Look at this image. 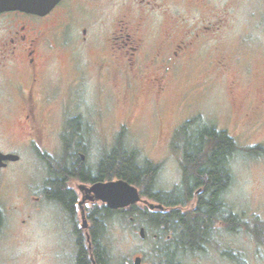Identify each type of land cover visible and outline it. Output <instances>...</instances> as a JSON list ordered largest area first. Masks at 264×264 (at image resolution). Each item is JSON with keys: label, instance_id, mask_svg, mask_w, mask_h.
<instances>
[{"label": "rangeland", "instance_id": "1", "mask_svg": "<svg viewBox=\"0 0 264 264\" xmlns=\"http://www.w3.org/2000/svg\"><path fill=\"white\" fill-rule=\"evenodd\" d=\"M132 1L61 0L57 6L63 13L57 14L56 21L69 24L70 54L82 57L87 53L79 44L83 26L90 28L95 43L102 44L109 32L119 35L118 29L127 25L125 19L129 16L123 18L121 12ZM212 3L214 18L225 24L226 37L219 45L210 43L198 48L206 59L198 57L182 63L180 74L169 76L159 108L145 99L142 89L136 92L134 104L122 106L117 100L119 76L115 73L103 71L99 91L89 80L83 90L70 86L75 91L64 94L68 97L70 119L81 117L84 124L77 130L69 129V156L71 150L75 160L76 156L80 158L77 152L84 153V165L95 169L104 153L121 140L127 149L136 152L139 164L150 162L157 168L155 189L171 192L180 184L178 142L190 132L185 135L175 131L169 143L171 130L199 118L201 124L227 131L237 149L228 163L232 180L223 202L227 213L239 216L241 225L230 230L228 222H213L205 249L194 253L179 250L174 259L179 264H264V247L259 238V233H264V0ZM172 10L174 14L180 11L187 20L182 19V24L206 23L211 16L206 10H188L184 6H172ZM90 54L93 59L95 53ZM208 56L215 57L214 62H209ZM3 94L0 89V98ZM158 109L161 122L155 128L152 119ZM126 120L131 121L128 129L123 124ZM14 135L11 145L20 151L21 160L11 166L9 173L0 172V178L5 176L12 185V189L0 191V264H75V246L68 233L70 218L51 203L34 211L30 196L46 174L33 152L25 146L18 148L24 145L25 134L20 130ZM0 148H5L2 142ZM132 215L113 213L104 221L99 240L111 264H133L137 254H142L141 264H161L159 249L164 247V241L153 237L160 230L140 214L130 221ZM138 222L145 228L144 239L135 225Z\"/></svg>", "mask_w": 264, "mask_h": 264}, {"label": "flooded vegetation", "instance_id": "2", "mask_svg": "<svg viewBox=\"0 0 264 264\" xmlns=\"http://www.w3.org/2000/svg\"><path fill=\"white\" fill-rule=\"evenodd\" d=\"M57 5L45 15L19 10L0 12V89L4 93L0 98V142L5 147L0 148V151L19 157L17 160L1 161L0 172L9 173L12 170L11 166L20 162L21 153L19 151V154L11 144L14 143L12 141L15 138L14 134L21 130L22 134H25V141L24 145L18 148L25 146L27 150L33 152L46 174V178L36 184V191L30 196L34 211L51 203L56 204L62 213L70 218L68 233H71L75 246V264H78L81 249L87 250L89 264H97L93 239L101 236L104 221L110 217L108 215L103 219L102 207L110 211L124 210L129 214L133 213L134 215L129 217L130 221H135L139 214L140 217L146 218L151 226L160 230L159 234H153L154 239L159 238L164 241V247L159 249L161 264H179V261L176 262L174 259V255L179 250L194 253L198 249L196 238L190 241L184 239L183 224L185 223H182L180 215L189 213L190 218L185 220L186 223L196 219L195 211L202 187L183 200L181 198L172 200L170 196L166 197L167 192L158 190L164 194L161 201L146 194L141 195L146 203H137L119 209H110L101 201L93 199V193L87 192L85 188L98 181L111 179L99 180L94 176L101 158L95 169L84 165L85 155L81 152H77L80 163L75 159L70 161L71 119L68 97H64V94H68L69 90L75 91L70 89V86H78L76 89L82 90L87 88V80L95 91H99L102 73L105 71L119 76L120 80H117L119 84L115 89L120 95L117 100L122 102V106L128 107L129 104H134L136 92L142 89L145 92V99L151 101L154 108H159V102L167 89L169 76L173 74L177 77L182 63L192 62L198 57L206 59V56L199 54L198 48L210 43V46L214 43L219 45L223 37H226L225 24L221 19L214 18L212 0H133L130 7L123 8L121 12L123 18L129 14L128 20L125 19L127 25L118 29L119 35L113 36L110 32L106 34L102 44L93 42L90 28L83 26L79 30L82 35L79 44L87 53L82 57H75L70 54L69 24L56 21L57 14L63 13ZM172 6H184L188 10H206L211 16L206 23L199 21L182 24V19L186 22L187 20L180 15V11V14H174ZM91 51L95 53L93 59ZM208 58L209 62H214L215 57L208 56ZM122 113L127 112L122 111ZM153 114L152 120L154 127L157 128L161 122L159 109ZM130 120L123 123L127 129ZM79 121L81 125L84 124L81 117ZM176 130L175 127L171 130L169 143L173 142ZM180 154L179 186L182 185L184 176L183 151ZM81 155L84 159H81ZM81 163L89 171V179L83 180L78 176L70 175L71 165L80 166ZM156 174L157 168L153 177L154 188ZM60 181L61 186L70 190L72 194L69 203L68 200L65 202L52 195L59 187ZM11 186L5 176L0 178L1 192L12 189ZM139 204L141 206H138ZM149 204L161 205V208H150ZM223 209L226 211L225 204ZM149 213L159 215L156 225L149 218ZM21 222L24 223L25 220L22 219ZM217 222L223 225L228 219L222 215ZM2 223L0 212V228ZM212 224L213 221L208 234L201 240L199 246L202 249H205L206 242L211 237ZM135 225L139 226L140 237L146 238L144 226L139 222ZM141 229L143 236L140 233ZM261 245L264 247L263 232ZM141 255L137 254L135 257H140L142 260ZM107 264H111L109 256Z\"/></svg>", "mask_w": 264, "mask_h": 264}, {"label": "trees", "instance_id": "3", "mask_svg": "<svg viewBox=\"0 0 264 264\" xmlns=\"http://www.w3.org/2000/svg\"><path fill=\"white\" fill-rule=\"evenodd\" d=\"M199 121V118H192L185 121L177 129L178 133L183 132L185 135L190 130L187 134L189 136L184 137V140H180V143L178 142L181 151L184 153L182 159L184 169L183 183L174 192H167L166 197L170 196L173 198L172 200L180 198L183 200L187 196L190 197L189 194L193 191L202 187V192L198 195V204L195 211L196 219L186 223L185 220L190 218L189 213L180 215L182 223H185L183 224L184 239L190 241L196 238L197 248L201 249L199 245L203 236L208 234L212 221L217 222L223 215L224 218L228 219L229 229L235 230L238 225H241V219L232 212L227 213L223 209L224 203L222 202V195L232 180L228 163L237 149L235 139L227 131L219 130L214 125L201 124ZM79 125L78 118H73L70 122V127L74 130H77ZM118 141L116 146L104 153L100 159L98 171L94 176H97L99 180L124 179L134 184L139 189L140 195L148 194L157 201H161L164 194L155 190L153 186L155 166L150 162L144 165L139 164L136 152L127 149L121 143V140ZM71 154L70 161L72 162L75 154L73 150H71ZM76 162L80 163V159L77 156ZM74 165H71L69 169L71 176H78L83 180L89 179V171L85 169L82 163L80 166ZM61 183L60 181L59 187L53 191L52 195L62 201L68 200L69 203L72 199V194L70 190L61 186ZM113 213L125 214L128 211H110L107 208H101L103 219ZM158 217L159 215L157 214L149 213V218L155 225ZM261 234L260 232L259 236ZM93 244L96 263L107 264L108 253L98 237L93 239ZM86 251V249H81L78 264H89Z\"/></svg>", "mask_w": 264, "mask_h": 264}, {"label": "water", "instance_id": "4", "mask_svg": "<svg viewBox=\"0 0 264 264\" xmlns=\"http://www.w3.org/2000/svg\"><path fill=\"white\" fill-rule=\"evenodd\" d=\"M61 0H0V12L19 10L27 13L45 15L50 12ZM15 154H4L0 151V165L3 160H17ZM81 159H84L81 155ZM93 193V199L101 201L110 209L125 208L137 203H146L140 195L139 189L124 179L98 181L85 188ZM150 208H161V205L149 204ZM143 236V229L140 231ZM140 257L134 258V264H140Z\"/></svg>", "mask_w": 264, "mask_h": 264}]
</instances>
